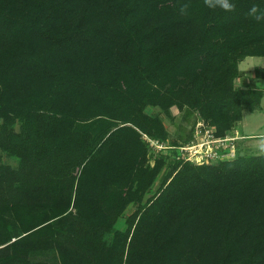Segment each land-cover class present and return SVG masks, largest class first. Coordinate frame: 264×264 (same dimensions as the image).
Wrapping results in <instances>:
<instances>
[{
    "label": "trees",
    "instance_id": "1",
    "mask_svg": "<svg viewBox=\"0 0 264 264\" xmlns=\"http://www.w3.org/2000/svg\"><path fill=\"white\" fill-rule=\"evenodd\" d=\"M235 2L0 0V264H264V154L178 159L195 128L169 145L163 118L224 138L260 106L234 80L264 24Z\"/></svg>",
    "mask_w": 264,
    "mask_h": 264
},
{
    "label": "rangeland",
    "instance_id": "2",
    "mask_svg": "<svg viewBox=\"0 0 264 264\" xmlns=\"http://www.w3.org/2000/svg\"><path fill=\"white\" fill-rule=\"evenodd\" d=\"M256 67L258 66H254L253 68L249 69L248 72H245L246 80L243 81L242 85L236 86L238 89L260 90L263 92V95L260 102V106L257 107L253 112L249 111L248 109H245L243 111V120L241 124H239V128H236L237 130H239V133H237L235 128L231 130V133H228L230 135L228 136L229 138L228 137L227 138L230 141L229 142L230 145L233 143L234 146L233 152L235 156L238 153L256 154V155L264 154V83L263 81L253 82L252 78L255 77L254 70ZM147 112L149 114H157L159 111L158 109L149 108ZM172 117L173 119H169L163 116L168 131L170 132V139H169L170 145L173 144V141L178 140L180 136L185 137L193 127L195 128V137L200 130H203L202 128H198V122L200 121V119L196 114L185 115L184 113L179 112L177 109L174 108L172 110ZM244 134L246 135L245 137L248 138L242 139L241 137H243ZM238 137H240V139L242 140H237L238 144H235V140ZM203 138H204L203 135L202 136L199 135L197 138H195L194 142H198ZM198 150L201 151L199 148H197V151ZM219 154H223V153H219ZM232 157L233 156L230 155L225 158L224 157L213 158L212 160L209 161V163H217L223 159H234ZM0 162L11 165L12 167L15 168L18 166V160L12 157L11 155H9L8 153L3 152L2 150H0ZM171 163H173L172 160H170V166ZM169 171L170 168L164 169L161 177H159V179L155 183L154 190L158 189V187L161 185V182L164 180L165 176L169 173ZM134 211H135V207L133 205H131L126 210L125 214L121 217V219L117 224V227L119 229H123L125 227L124 225L126 218ZM38 259L41 261H46L50 264H60L55 253L45 254L43 256H40Z\"/></svg>",
    "mask_w": 264,
    "mask_h": 264
},
{
    "label": "built area",
    "instance_id": "3",
    "mask_svg": "<svg viewBox=\"0 0 264 264\" xmlns=\"http://www.w3.org/2000/svg\"><path fill=\"white\" fill-rule=\"evenodd\" d=\"M198 128H202L203 130H200L195 138H197L199 135H203L204 138L198 142H192V144L177 148L179 151V154H177L178 159L191 161L196 164H204L209 163V161L213 158H225L230 155L233 156L232 158H235V154L233 152V143L230 145V141L227 137L216 138L214 136V128L208 127L207 124L201 121L198 122ZM145 139L149 142L150 148L156 153L175 149V147L168 146L163 142L151 140L147 136H145ZM197 148H199L201 151H197Z\"/></svg>",
    "mask_w": 264,
    "mask_h": 264
},
{
    "label": "clouds",
    "instance_id": "4",
    "mask_svg": "<svg viewBox=\"0 0 264 264\" xmlns=\"http://www.w3.org/2000/svg\"><path fill=\"white\" fill-rule=\"evenodd\" d=\"M204 5L209 9H220L225 12H234L237 8L235 0H203ZM188 3H181L180 12L186 14L188 11ZM247 15L251 17L258 25L264 24V0H254L248 8ZM254 66L264 67V57L245 56L238 60L236 70L238 73L248 72ZM244 77L237 75L234 80V85L240 86L243 84Z\"/></svg>",
    "mask_w": 264,
    "mask_h": 264
},
{
    "label": "crops",
    "instance_id": "5",
    "mask_svg": "<svg viewBox=\"0 0 264 264\" xmlns=\"http://www.w3.org/2000/svg\"><path fill=\"white\" fill-rule=\"evenodd\" d=\"M242 77H244V80H246L245 79V73H243V75H242ZM252 80H253V82H256V81H259V80H256L255 79V77H253L252 78ZM264 83V82H263ZM149 110V109H148ZM173 110V109H172ZM242 122V121H241ZM241 122H239L234 128L236 129V128H239V124H241ZM236 131H237V133H239V130H237L236 129ZM234 132V131H233ZM232 132V133H233ZM228 133H231V131L230 132H228ZM230 134H227L225 137H228ZM246 135L244 134L243 135V137H241L242 139H246V138H248V137H245ZM229 138V137H228ZM239 138V139H238ZM236 140H235V144H238V141L237 140H242V139H240V137H238ZM237 141V142H236ZM170 145V144H169Z\"/></svg>",
    "mask_w": 264,
    "mask_h": 264
}]
</instances>
